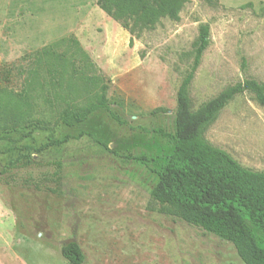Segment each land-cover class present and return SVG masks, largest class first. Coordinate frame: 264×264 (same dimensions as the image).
Wrapping results in <instances>:
<instances>
[{
    "label": "rangeland",
    "instance_id": "obj_1",
    "mask_svg": "<svg viewBox=\"0 0 264 264\" xmlns=\"http://www.w3.org/2000/svg\"><path fill=\"white\" fill-rule=\"evenodd\" d=\"M204 24L209 44L188 88L193 110L237 83H264V0H187L178 21L163 19L138 37L96 0H0V127L55 120L40 98L51 85L43 73L30 84L29 68L39 50L64 38L88 54L110 102L109 112L80 126L58 124L55 137H71L60 148L24 149L43 145L44 132L1 137L0 264H68L60 249L69 242L82 264H243L230 243L150 196L172 152L154 131L174 132L176 93ZM203 136L242 167L264 172V107L250 95L234 97ZM126 157H143L148 167ZM17 158H26L23 165L8 168Z\"/></svg>",
    "mask_w": 264,
    "mask_h": 264
},
{
    "label": "trees",
    "instance_id": "obj_2",
    "mask_svg": "<svg viewBox=\"0 0 264 264\" xmlns=\"http://www.w3.org/2000/svg\"><path fill=\"white\" fill-rule=\"evenodd\" d=\"M202 1L209 5L216 2ZM186 3L187 0H96V6L106 16L136 37L143 31L152 30L163 19L178 21ZM208 44L209 28L204 24L199 27L191 65L176 93L174 132L154 131L170 142L172 152L155 171L157 179L150 196L166 213L230 243L243 264H264V172L242 167L203 136L205 129L236 96L248 94L264 107V83L254 80L237 83L193 110L188 88ZM95 72L88 54L76 39H60L39 50L29 68V80L31 84L41 79L42 73L48 79L51 90L43 89L44 96L40 95V98L56 110V118L52 123L30 119L12 125L7 131L0 127L3 132L0 140L11 133L26 131L25 136H31L38 131L46 134V142L38 148L24 146L25 150L41 153L67 144L70 136L58 138L54 135L58 124L76 127L96 112H109L107 86ZM29 98L28 93L23 92L20 102L28 104ZM159 111L162 110L155 109L151 114ZM111 116L117 123H123L117 116ZM22 159L26 158L9 162L8 168L23 165ZM126 159L148 167L143 157ZM60 253L68 264L84 262V256L74 242L62 246Z\"/></svg>",
    "mask_w": 264,
    "mask_h": 264
}]
</instances>
